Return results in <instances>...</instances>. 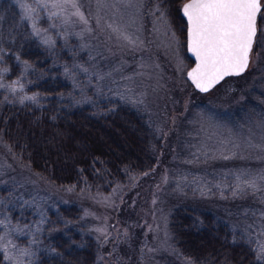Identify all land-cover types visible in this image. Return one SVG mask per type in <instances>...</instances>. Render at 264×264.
<instances>
[{
    "label": "rangeland",
    "instance_id": "1",
    "mask_svg": "<svg viewBox=\"0 0 264 264\" xmlns=\"http://www.w3.org/2000/svg\"><path fill=\"white\" fill-rule=\"evenodd\" d=\"M1 1L14 7L27 37L66 54L65 73L84 104L130 108L161 141L151 170L93 192L48 182L0 136V248H7L10 263L33 264L45 248L49 216L68 206L80 212L75 228L98 247L95 264H194L170 233L169 219L179 207L209 212L264 255V7L246 70L201 94L185 78L191 66L185 35L170 7L74 0L81 20L70 6L41 7L46 0ZM0 85L8 99L26 96L21 81L0 77Z\"/></svg>",
    "mask_w": 264,
    "mask_h": 264
},
{
    "label": "trees",
    "instance_id": "2",
    "mask_svg": "<svg viewBox=\"0 0 264 264\" xmlns=\"http://www.w3.org/2000/svg\"><path fill=\"white\" fill-rule=\"evenodd\" d=\"M185 1L144 3L146 7L154 2L170 7L183 37L185 25L179 8ZM17 15L12 5L0 2V77L4 83L21 81L24 94L36 99L21 103L19 98H6L0 90V136L12 155L48 182L78 191L107 192L130 176L151 170L155 149L161 147L153 127L125 106L84 104L65 73L66 54L27 37L16 22ZM199 211L175 208L169 219L173 242L184 258L194 264H264L257 259L254 246L209 212ZM79 217L80 212L70 206L49 216L45 248L33 264L96 263L95 241L75 228ZM4 256L0 252V264H12Z\"/></svg>",
    "mask_w": 264,
    "mask_h": 264
},
{
    "label": "snow or ice",
    "instance_id": "3",
    "mask_svg": "<svg viewBox=\"0 0 264 264\" xmlns=\"http://www.w3.org/2000/svg\"><path fill=\"white\" fill-rule=\"evenodd\" d=\"M41 7L64 8L70 6L76 11L73 15L84 20L74 0H51ZM262 0H189L183 5V14L187 18L188 50L196 57V67L188 72V77L201 92H207L226 76L240 75L249 63V54L257 35V14L262 11ZM56 16L55 12L51 13ZM86 23V21H84ZM113 32H119L113 28ZM39 35V30L34 29ZM122 35V34H121ZM128 40L127 36H123ZM48 44L49 40L43 41ZM87 72V69H82ZM4 85H0L3 88ZM12 91H15L13 88ZM35 96H24V101H35ZM240 178L237 177V180ZM247 187L255 188V182L244 181ZM240 185H237L239 188ZM235 194V192H234ZM103 234V229H97ZM2 239V238H0ZM264 253V245L260 248ZM6 260L7 248H0ZM257 259H264L258 255Z\"/></svg>",
    "mask_w": 264,
    "mask_h": 264
},
{
    "label": "water",
    "instance_id": "4",
    "mask_svg": "<svg viewBox=\"0 0 264 264\" xmlns=\"http://www.w3.org/2000/svg\"><path fill=\"white\" fill-rule=\"evenodd\" d=\"M187 2H189V0H187V1H185L183 4H182V6H181V8H180V15H181V17H182V19L184 20V22H185V25H186V29H185V51H186V55H187V57L192 61V65H191V67L186 71V74H185V78H186V80L191 84V86L193 87V89L195 90V91H197L198 93H201V94H207V93H209V92H211L215 87H217L223 80H225L226 78H228V77H230V76H238V75H229V76H226L223 80H221L218 84H216L214 87H212L209 91H207V92H201L199 89H197L196 87H195V85L192 83V81H191V79L188 77V72H190L193 68H195L196 67V63H197V61H196V57H195V55L192 53V52H190L189 50H188V44H187V30H188V22H187V18H186V16L183 14V5L185 4V3H187ZM258 15V14H257ZM242 74V73H241ZM240 74V75H241Z\"/></svg>",
    "mask_w": 264,
    "mask_h": 264
}]
</instances>
